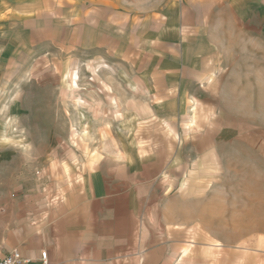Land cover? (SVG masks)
I'll return each instance as SVG.
<instances>
[{
	"label": "rangeland",
	"instance_id": "374dc122",
	"mask_svg": "<svg viewBox=\"0 0 264 264\" xmlns=\"http://www.w3.org/2000/svg\"><path fill=\"white\" fill-rule=\"evenodd\" d=\"M114 1L126 16L115 23L36 28L12 26L0 0V200L36 186L54 159L154 157L175 192L162 215L193 224L176 264H264V57L249 46L198 98L162 100L150 71L139 73L153 47L139 36L170 0Z\"/></svg>",
	"mask_w": 264,
	"mask_h": 264
},
{
	"label": "crops",
	"instance_id": "0c3cea01",
	"mask_svg": "<svg viewBox=\"0 0 264 264\" xmlns=\"http://www.w3.org/2000/svg\"><path fill=\"white\" fill-rule=\"evenodd\" d=\"M69 1L76 3L70 17L66 0H2L1 6L10 8L12 26L126 18L114 0ZM149 20L156 28L139 37H149L152 61L138 70L145 79L150 71L162 100L198 98L233 73L249 46L255 62L263 61L264 0H170ZM109 40L117 49V40ZM60 162L51 160L18 198L0 200V256L18 250L37 259L47 251L50 264H176L189 252L193 224L162 215L175 192L158 176L156 158ZM174 163L183 168L181 158Z\"/></svg>",
	"mask_w": 264,
	"mask_h": 264
},
{
	"label": "built area",
	"instance_id": "2783aa9c",
	"mask_svg": "<svg viewBox=\"0 0 264 264\" xmlns=\"http://www.w3.org/2000/svg\"><path fill=\"white\" fill-rule=\"evenodd\" d=\"M0 264H50L47 251H41L37 259H30L18 251L12 250L4 256H0Z\"/></svg>",
	"mask_w": 264,
	"mask_h": 264
}]
</instances>
